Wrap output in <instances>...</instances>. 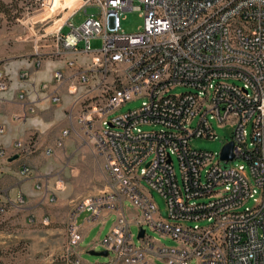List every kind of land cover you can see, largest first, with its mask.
Listing matches in <instances>:
<instances>
[{
    "label": "built area",
    "instance_id": "2783aa9c",
    "mask_svg": "<svg viewBox=\"0 0 264 264\" xmlns=\"http://www.w3.org/2000/svg\"><path fill=\"white\" fill-rule=\"evenodd\" d=\"M88 6L97 7L98 15L87 14ZM82 9L87 17L74 26L71 19ZM126 10L140 12L138 31L121 29L120 12ZM59 11L68 12L69 6ZM64 26L67 32L61 31ZM51 34L50 56L64 59L53 81L66 86L72 98L75 132L103 159V188L71 200L63 263L264 264V0H80ZM92 40L100 46L92 48ZM65 67L74 72L66 74ZM176 86L193 91L172 94ZM7 88L0 73V91ZM49 98L60 101L55 93ZM135 98H143L140 107L111 116ZM213 119L234 126L231 160L190 145L192 138H217ZM144 124L163 128L144 131ZM70 132L62 131L58 146ZM14 148L15 154H28V144L19 140ZM235 159L247 167L232 164ZM28 172L26 165L20 170ZM152 190L164 198L167 218ZM250 199L254 205L245 206ZM25 203L18 193L15 204ZM126 204L134 215L125 214ZM82 213L85 222L102 226L114 215L105 237L86 248L80 245ZM141 229L144 235L138 237ZM146 229L175 244L166 246ZM97 248L107 251V263L82 259Z\"/></svg>",
    "mask_w": 264,
    "mask_h": 264
},
{
    "label": "crops",
    "instance_id": "0c3cea01",
    "mask_svg": "<svg viewBox=\"0 0 264 264\" xmlns=\"http://www.w3.org/2000/svg\"><path fill=\"white\" fill-rule=\"evenodd\" d=\"M1 1L7 3L9 0ZM60 13L58 11L56 15ZM26 45L16 37H11L10 33H0V73L9 81L8 90L0 91V126H4V132L0 134V196L24 194L26 203L19 211L25 222L42 226L45 241L51 240L53 243L60 238L64 246L71 200L60 197L55 200L49 193L58 184L60 174L67 178L69 173L75 178L81 167L88 163L87 157L93 158L98 164L103 159L94 154L85 140L75 132L77 124L74 116L70 115L72 98L66 86L53 81V72L63 67V60L53 56L38 57L33 50L35 46ZM22 72H25L23 77L20 76ZM45 82L49 83L47 90L40 88ZM20 92L26 94L24 100L18 98ZM54 93L60 96L58 103L49 98ZM28 105H33L35 112L27 113L25 107ZM65 129L71 132L58 146L57 142ZM16 140L28 144V154H15L13 144ZM25 165L30 171L22 175L20 170ZM38 183L40 188L36 187ZM124 212L129 216L136 213L129 204L125 205ZM85 217L86 213H82L79 218L83 228L82 248L96 239H102L105 227L108 233L112 223L109 227L106 223L114 215L111 214L103 226L97 222L87 223ZM63 249L59 248L60 254ZM52 255L53 252L50 257Z\"/></svg>",
    "mask_w": 264,
    "mask_h": 264
},
{
    "label": "rangeland",
    "instance_id": "374dc122",
    "mask_svg": "<svg viewBox=\"0 0 264 264\" xmlns=\"http://www.w3.org/2000/svg\"><path fill=\"white\" fill-rule=\"evenodd\" d=\"M73 1L74 0H64L62 4V1L59 3L58 0H52L48 1L46 5L44 4V6H41V0H9L7 3L1 1L4 5L0 8V33H10L11 37H16L18 41L27 44L26 46L33 44V46H35L33 50L38 57L50 56V52L54 49V47L52 46V31H49V29H51L50 27L53 26L57 19L64 15V11L61 12L60 15H56L57 12L61 10L63 5H68ZM86 11L87 14H93L95 16L99 13L98 8L95 6H88ZM86 17L87 15L82 9L73 15L71 22L74 26H79L86 19ZM141 24L142 18L138 10H126L120 12V25L121 29L125 33L138 31ZM68 29L69 28L66 26L62 32H67ZM42 44H44V46H41ZM100 44L99 40L91 41L92 48L99 47ZM80 47H82V44H80ZM75 60H78L77 62L83 65L87 62L86 59L81 58H77ZM64 71L66 74H72L74 69L72 67H65ZM6 79L9 88L8 78L6 77ZM236 83L240 85L239 82ZM8 88L6 90H8ZM187 91H193V88L188 86H176L171 90V93L179 94ZM142 101L143 98L129 100L116 109L111 116L136 109L140 107ZM196 121L197 119L193 120V127L196 125ZM210 122L217 134V138H192L190 140V145L196 149L219 153L223 145L232 138L234 126L230 124L218 125L215 119L210 120ZM141 128L144 131H150L160 130L163 126L160 124H144ZM246 128L247 131L250 132V127L248 126ZM88 147L90 146L88 145ZM88 147L85 146L86 149H89ZM14 151L16 152L15 148ZM87 162V164L81 167L75 178L69 175V173L67 178H65L63 174H60V182H58V185L55 184L54 189H52V192L54 193L50 192L49 196H53L55 200L58 197L76 200L78 198L87 197L99 192L104 186L103 161H101V164H98V162H95L93 158L87 157ZM235 163H243L247 167V163L244 160L235 159L232 164ZM174 166L177 174L179 175V165L177 159L174 160ZM17 194L15 196H0V264H64L62 259L63 253L60 254L59 248L64 247L65 249L66 245L63 246V244L60 243V238H57L53 243L51 240L48 242L45 241L44 229L42 226L28 225L25 222L24 217L19 211L22 206H17L15 204ZM152 194L161 216L163 218H167V206L164 198L155 190H152ZM253 205L254 202L252 199L248 200L245 204L247 207H252ZM15 207L17 208V211H15ZM112 222L113 218H110L107 221L106 226L109 227ZM191 223L194 222H189V224ZM198 223L201 225L205 224V222L201 221ZM105 230L102 232V239L107 234ZM131 230L134 234L135 242L138 243L137 227L132 225ZM146 233L155 239H160L166 246H173L175 244L168 238H160L159 234L149 229H146ZM36 235L38 236L36 237ZM90 237H92V235ZM66 240H68L67 226ZM95 250L100 251L101 249L97 248ZM52 252L53 255L50 257ZM81 257L89 263H107L109 260L108 256H94L88 254L87 252H84ZM157 264L166 263L157 261ZM190 264L196 263L192 261Z\"/></svg>",
    "mask_w": 264,
    "mask_h": 264
},
{
    "label": "water",
    "instance_id": "95a60500",
    "mask_svg": "<svg viewBox=\"0 0 264 264\" xmlns=\"http://www.w3.org/2000/svg\"><path fill=\"white\" fill-rule=\"evenodd\" d=\"M234 154H233V142L229 141L227 144H225L220 151V158L223 160H231L233 159ZM13 158H16V156H14ZM144 235V229H141L138 233V237H142ZM88 254L90 255H94V256H107V251L106 250H100V251H96V250H88L87 251Z\"/></svg>",
    "mask_w": 264,
    "mask_h": 264
},
{
    "label": "bare ground",
    "instance_id": "6f19581e",
    "mask_svg": "<svg viewBox=\"0 0 264 264\" xmlns=\"http://www.w3.org/2000/svg\"><path fill=\"white\" fill-rule=\"evenodd\" d=\"M58 1H59V3H60L61 1L64 2V0H58ZM79 3H80V0H74V1L71 2L70 4L66 5V6H69V11H68V12H64V15H63L61 18L57 19V21L53 24V26L50 27L51 29H49V31H54L55 29H57V28L59 27V25L64 21V19L67 17V15L70 13V11H71L74 7L78 6Z\"/></svg>",
    "mask_w": 264,
    "mask_h": 264
},
{
    "label": "trees",
    "instance_id": "16d2710c",
    "mask_svg": "<svg viewBox=\"0 0 264 264\" xmlns=\"http://www.w3.org/2000/svg\"><path fill=\"white\" fill-rule=\"evenodd\" d=\"M3 5H4L3 2L0 1V8L3 7Z\"/></svg>",
    "mask_w": 264,
    "mask_h": 264
}]
</instances>
